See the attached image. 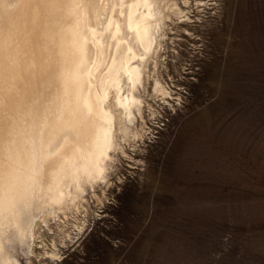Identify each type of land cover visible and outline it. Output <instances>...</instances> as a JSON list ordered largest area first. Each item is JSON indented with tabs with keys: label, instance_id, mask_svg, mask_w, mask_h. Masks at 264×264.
<instances>
[{
	"label": "rangeland",
	"instance_id": "obj_1",
	"mask_svg": "<svg viewBox=\"0 0 264 264\" xmlns=\"http://www.w3.org/2000/svg\"><path fill=\"white\" fill-rule=\"evenodd\" d=\"M173 1L115 213L96 227L85 195L19 264H264V0Z\"/></svg>",
	"mask_w": 264,
	"mask_h": 264
},
{
	"label": "bare ground",
	"instance_id": "obj_2",
	"mask_svg": "<svg viewBox=\"0 0 264 264\" xmlns=\"http://www.w3.org/2000/svg\"><path fill=\"white\" fill-rule=\"evenodd\" d=\"M170 14L173 0H0V264L85 195L96 227L115 213L112 172L147 135L137 122Z\"/></svg>",
	"mask_w": 264,
	"mask_h": 264
}]
</instances>
